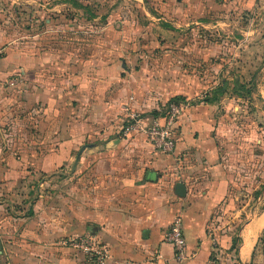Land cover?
Segmentation results:
<instances>
[{
    "label": "crops",
    "instance_id": "obj_1",
    "mask_svg": "<svg viewBox=\"0 0 264 264\" xmlns=\"http://www.w3.org/2000/svg\"><path fill=\"white\" fill-rule=\"evenodd\" d=\"M119 40L0 36V127L9 126L0 134V192L10 200L0 201V264H95L64 243L85 235L109 248L107 264H222L216 238L239 260L254 251L264 215L241 227L237 246L232 233L208 228L234 193L257 191L255 147L241 152L226 137L223 101H189L157 73L127 79L130 41L120 50ZM174 96L186 100L173 152L143 133L124 135L123 105L151 122ZM177 216L188 255L181 262L166 239Z\"/></svg>",
    "mask_w": 264,
    "mask_h": 264
},
{
    "label": "rangeland",
    "instance_id": "obj_2",
    "mask_svg": "<svg viewBox=\"0 0 264 264\" xmlns=\"http://www.w3.org/2000/svg\"><path fill=\"white\" fill-rule=\"evenodd\" d=\"M0 14L4 41L113 37L120 39L121 50L122 41L129 40V51H123L131 55L123 63L127 79L160 74L161 82L169 81L188 94L189 101L213 92L225 79L226 91L219 99L228 109L223 132L238 141L241 152L255 147L259 161L251 168L257 173L259 194L234 193L230 209L218 208L208 229L212 236L232 233L237 246L241 227L264 215V0H0ZM64 27L67 30H59ZM126 108L144 117L123 105L125 124ZM0 129L5 138L9 126ZM2 194L7 192H0V201H10ZM218 246L214 253L222 264H264V229L246 259L239 260L232 249L222 253Z\"/></svg>",
    "mask_w": 264,
    "mask_h": 264
},
{
    "label": "built area",
    "instance_id": "obj_3",
    "mask_svg": "<svg viewBox=\"0 0 264 264\" xmlns=\"http://www.w3.org/2000/svg\"><path fill=\"white\" fill-rule=\"evenodd\" d=\"M184 108V103H170L163 114L159 118H153L151 122H146L140 114L126 108L129 119L124 126V135L143 133L156 150L171 153L175 146L176 123ZM166 239L174 246L178 261L181 262L188 257L182 217L177 216L174 219ZM64 243L82 250L95 264H107L110 258L109 248L91 235L69 237Z\"/></svg>",
    "mask_w": 264,
    "mask_h": 264
},
{
    "label": "trees",
    "instance_id": "obj_4",
    "mask_svg": "<svg viewBox=\"0 0 264 264\" xmlns=\"http://www.w3.org/2000/svg\"><path fill=\"white\" fill-rule=\"evenodd\" d=\"M0 16H2V15L0 14ZM12 27H13V25H12ZM223 82H224L223 85H220L219 87L214 89L213 92L207 91L205 93L204 97L202 99H200V101H204V102H208V103H214V102L218 101L220 99L221 95H223L226 91V85H225L226 80L224 79ZM185 100H186V97L174 96L170 99L168 104H170V103H184ZM197 102H199V101L198 100L192 101V103H197ZM257 194H259V192H257Z\"/></svg>",
    "mask_w": 264,
    "mask_h": 264
},
{
    "label": "water",
    "instance_id": "obj_5",
    "mask_svg": "<svg viewBox=\"0 0 264 264\" xmlns=\"http://www.w3.org/2000/svg\"><path fill=\"white\" fill-rule=\"evenodd\" d=\"M176 194L179 196H185L186 195V186L182 182H178L176 184ZM242 264H248V262L244 261Z\"/></svg>",
    "mask_w": 264,
    "mask_h": 264
}]
</instances>
